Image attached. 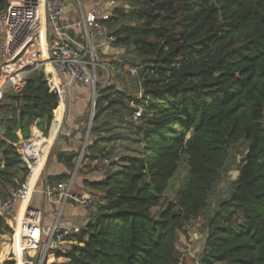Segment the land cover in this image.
<instances>
[{
    "label": "trees",
    "instance_id": "16d2710c",
    "mask_svg": "<svg viewBox=\"0 0 264 264\" xmlns=\"http://www.w3.org/2000/svg\"><path fill=\"white\" fill-rule=\"evenodd\" d=\"M127 4L129 10L118 8L102 22L117 38L113 46L142 58L143 96L105 87L95 120L116 105L141 108L139 119L132 117L133 148L101 180H85L100 203L73 243L56 252L66 262L54 264H176L180 232L206 212L229 150L241 141L247 152L229 195L206 222L200 264H264V0ZM7 5L0 0V11ZM10 98L0 103V186L14 189L27 174L17 146L34 126L53 136L61 105L49 68L32 74ZM99 144H91L86 157L91 149L107 153ZM75 158L57 154L70 168ZM184 159L183 184L167 201ZM51 178L65 182L69 175ZM16 255V234L0 213V264H19Z\"/></svg>",
    "mask_w": 264,
    "mask_h": 264
},
{
    "label": "built area",
    "instance_id": "2783aa9c",
    "mask_svg": "<svg viewBox=\"0 0 264 264\" xmlns=\"http://www.w3.org/2000/svg\"><path fill=\"white\" fill-rule=\"evenodd\" d=\"M64 10L65 0H8L7 7L0 11V103L11 95L21 94L28 78L35 72L48 69V65L53 68L49 71L51 85L60 102H64L63 115L72 106L71 85H95L92 76V66L96 64L93 46H82L61 30H58L57 37L49 36L50 29H58ZM110 16L108 11H91L86 15L85 27L96 28L105 33L107 26L102 21ZM43 19L46 25L47 60L43 57L41 48L40 30ZM116 40V36L107 38L108 44H113ZM132 74L138 75V70L132 69ZM95 89L94 87V91ZM142 96L141 92L138 98ZM96 101L94 97L93 106ZM141 114V108L135 110L134 120L139 119ZM62 131L61 121L57 135ZM17 147L27 174L1 202L0 213L6 216L16 234L17 262L47 264L48 255L56 254L65 245L73 243L71 238L82 229L80 225L62 222L65 205L70 202L78 205L85 209L89 217L100 199L97 193H80L75 190L76 171L65 182L46 181L43 194L59 204L60 209L57 218L50 225H45L44 211L33 206L31 200L40 180L41 170L38 169L43 162L44 150L47 149V156L50 148H47L46 134L35 128L31 138ZM120 161V155L104 153L93 160V165L97 171L105 172L106 167Z\"/></svg>",
    "mask_w": 264,
    "mask_h": 264
},
{
    "label": "rangeland",
    "instance_id": "374dc122",
    "mask_svg": "<svg viewBox=\"0 0 264 264\" xmlns=\"http://www.w3.org/2000/svg\"><path fill=\"white\" fill-rule=\"evenodd\" d=\"M118 8H125V10H129L130 6L127 4V0H65L64 13L68 10L69 17L72 18L73 22H81V16H85V14H87L89 11H108L110 14H113ZM110 33L111 28L107 27L105 31L107 38ZM86 46L93 45L86 43ZM97 50L98 49L95 50L94 47L96 64L92 66V76L94 77L95 85L90 83L88 85L82 86L88 88L89 94L84 119L78 129H76L79 132L81 130L82 133L79 146H82V143H84L83 146H85L87 150L91 144L98 140L100 141V148H105V152L109 153L110 155L118 154L123 157L125 154H128L129 149L132 150L133 148V143L131 141L133 140V137H135V128L132 127L131 122L133 120L132 117L135 111V106L132 105L134 107L131 106L130 108L123 107L120 110H118L117 105L110 107L97 120H95L96 106L94 108L93 100L94 97L97 100L100 96V90L105 87L108 88V86L131 97H139L141 92L143 94V89L141 87V82L138 78V75L132 74V69L139 70V64L142 63V58L137 56L135 50L133 51V49L124 47L123 50L118 51L116 55H108L109 59L111 58L109 66L106 62L108 61L106 59L107 55L102 53L100 50ZM114 56H116V58L112 59ZM89 58L90 54H88V59ZM94 87L96 88L95 91ZM112 98H118L117 94H115L114 97L112 96ZM11 100L12 99L9 96L3 102H11ZM107 106L108 103L106 101L105 107ZM93 126L94 128L96 126L97 130L91 133ZM34 128H36V126H34L33 129ZM62 138H65L66 141L68 140V138L65 136ZM96 150L97 149H94L93 151L90 150L91 154L88 157H86L85 153L83 154V152L79 150L78 156L74 162V168L67 166L69 173H73L75 170L77 172L78 170L80 185L84 184V186H87L85 184V180H92L95 175H97L95 172V166L93 165V161L91 159L93 155L95 156L100 154ZM57 151L58 149L55 146L48 152L44 161V165L41 168V177L46 176V174L49 172L48 165L57 159ZM246 152L247 142L245 141H241L230 148L227 161L221 169L220 178L210 193L209 206L206 212L199 219L193 220L191 223H189L185 230L180 232L179 241L177 244L178 260L176 264H200L208 235L206 222L217 209L219 202L229 195L232 182L239 175V168L244 156L246 155ZM117 167L118 166L113 168L106 167L105 170L112 171ZM186 172L187 163L184 159L177 175L171 181L170 187L166 192L165 196L167 201L175 200L176 195L183 184ZM19 179L20 176L17 177L16 180ZM11 189V185L0 186V198L3 196V194H6ZM32 200L33 204L39 205L38 202L40 201V194L38 192H34L32 194ZM158 210L159 208L156 207L153 211L157 213ZM49 220L50 218L47 215L45 222L48 223ZM73 221L77 225H82V219L79 217L74 218Z\"/></svg>",
    "mask_w": 264,
    "mask_h": 264
},
{
    "label": "crops",
    "instance_id": "0c3cea01",
    "mask_svg": "<svg viewBox=\"0 0 264 264\" xmlns=\"http://www.w3.org/2000/svg\"><path fill=\"white\" fill-rule=\"evenodd\" d=\"M89 12H87V14ZM87 14H85V16L83 15L81 16V19H82L81 22H73L72 18L69 17L68 10L65 11V13L62 14L59 19L58 29L57 30L50 29L49 36L57 37L58 30H61L63 34L70 37L73 41H75L76 43L82 46H86V43L87 44L90 43L95 47V50L98 49L102 53L107 55L106 59L108 61L106 62H107V65L110 66L109 62L111 61V58L109 59L108 55H116V53H118V51H122L124 47H115L113 46V44H108L107 37H106L107 34L98 31L96 28H86L85 18ZM88 33H89V37H88ZM115 58L116 56H114L112 59H115ZM70 93H71V98H72V106L66 112V114L63 115L62 117L63 131L61 134L56 135L51 145L48 142V138L50 135H46V144H47V148L50 147L48 151H50L53 147L56 146V148L58 149L57 154L58 152H68V153L75 154L77 158L79 150L82 151L83 153L86 152V147L83 146L84 143H82V146L81 145L79 146V143L82 138L81 130L79 132L76 129H78V127L80 126V124L82 123L84 119L89 93H88L87 87H82L76 84L71 85ZM36 128L39 129L37 126ZM63 136L68 138L67 140L68 143L65 138H62ZM93 150L94 149H91V151ZM89 154H91L90 151H89ZM93 156L91 157L92 161L97 157V155L95 157ZM67 166L68 165H66L65 163L59 162L58 159L50 163L48 165L49 172L46 174V176H43V177L40 176L39 178L40 180L34 190V192H38L40 194V201L38 202L39 205H35L33 204V200H31V204L44 211V214H45L44 224L45 225H50L57 218L60 206L59 204L45 197V195L43 194L44 184L46 181L60 182L56 179L53 180L51 177L55 178L57 176L64 175V174L69 175V178H68L69 180L72 176H74L75 172L69 173V169L67 168ZM95 172L97 175H95V177L91 181L101 180L104 177L105 172H99L96 170ZM75 190L80 193H84V192L96 193L89 186H84V184L80 185L79 178H78V170L75 176ZM2 201H4V199L2 200L0 198V202ZM86 213L87 212L85 211V209L81 208L80 206L75 205L71 202L67 203L64 207V211L62 214V222H64L65 224H71V223L75 224V222L73 221L74 218L79 217L82 219L81 226L84 227L89 220V217L87 216ZM47 215L50 218L48 223L45 222V218L47 217ZM51 257H53V260H51ZM64 262H66V259L64 257H57L55 253H50L48 255L47 264L64 263Z\"/></svg>",
    "mask_w": 264,
    "mask_h": 264
},
{
    "label": "bare ground",
    "instance_id": "6f19581e",
    "mask_svg": "<svg viewBox=\"0 0 264 264\" xmlns=\"http://www.w3.org/2000/svg\"><path fill=\"white\" fill-rule=\"evenodd\" d=\"M41 48H42V55L43 57L45 58V60L48 59V53H47V40H46V25H45V20L43 19V23H42V26H41ZM48 68H49V71L50 70H53L52 66L48 65ZM60 105H61V120H60V124H61V121H62V117H63V111H64V102H60ZM60 124L58 126V129L56 130V132L53 134V136L49 137L48 138V142L49 144L51 145L58 133V130H59V127H60ZM46 152H47V149L45 148L44 150V156H43V162L42 164L40 165V169H38L39 171L41 170V168L43 167V164H44V161H45V158H46ZM32 254L34 252H31ZM20 255V253H19Z\"/></svg>",
    "mask_w": 264,
    "mask_h": 264
},
{
    "label": "water",
    "instance_id": "95a60500",
    "mask_svg": "<svg viewBox=\"0 0 264 264\" xmlns=\"http://www.w3.org/2000/svg\"><path fill=\"white\" fill-rule=\"evenodd\" d=\"M95 104H96V103H95ZM95 104H94V108H95V106H96ZM24 141H26V140H23L22 142H24ZM22 142H21V143H22Z\"/></svg>",
    "mask_w": 264,
    "mask_h": 264
}]
</instances>
